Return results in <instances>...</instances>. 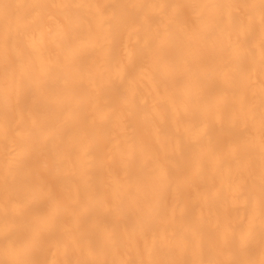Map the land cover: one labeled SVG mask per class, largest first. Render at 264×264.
<instances>
[{"label":"bare ground","instance_id":"1","mask_svg":"<svg viewBox=\"0 0 264 264\" xmlns=\"http://www.w3.org/2000/svg\"><path fill=\"white\" fill-rule=\"evenodd\" d=\"M0 264H264V0H0Z\"/></svg>","mask_w":264,"mask_h":264}]
</instances>
